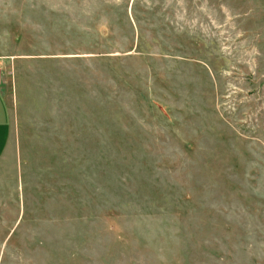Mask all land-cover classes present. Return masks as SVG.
<instances>
[{
	"label": "rangeland",
	"instance_id": "obj_1",
	"mask_svg": "<svg viewBox=\"0 0 264 264\" xmlns=\"http://www.w3.org/2000/svg\"><path fill=\"white\" fill-rule=\"evenodd\" d=\"M0 264H264V0H0Z\"/></svg>",
	"mask_w": 264,
	"mask_h": 264
},
{
	"label": "crops",
	"instance_id": "obj_2",
	"mask_svg": "<svg viewBox=\"0 0 264 264\" xmlns=\"http://www.w3.org/2000/svg\"><path fill=\"white\" fill-rule=\"evenodd\" d=\"M1 77V76H0ZM12 119L4 97L3 91H1V79H0V159L5 152L8 151L12 142Z\"/></svg>",
	"mask_w": 264,
	"mask_h": 264
}]
</instances>
